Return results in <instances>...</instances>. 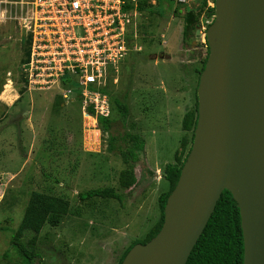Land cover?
<instances>
[{"label": "rangeland", "instance_id": "obj_1", "mask_svg": "<svg viewBox=\"0 0 264 264\" xmlns=\"http://www.w3.org/2000/svg\"><path fill=\"white\" fill-rule=\"evenodd\" d=\"M168 1L162 14L156 0L149 2L138 50L127 53L114 74L117 81L109 86L127 107L124 130L145 140L131 189L120 186L125 165L116 151L108 150L107 133L99 123L85 128L81 101L25 89L20 66L27 39L19 12L0 3V264H116L159 220L158 197L169 188L165 166L175 162L176 151L182 158L190 146L191 132L182 129L181 121L195 107L198 72L207 52L206 40L182 41L189 5ZM99 187L114 188L121 201L78 198ZM32 192L67 199L69 212L56 226L44 224L35 239L36 256L26 263L12 239ZM32 236L25 231L22 243Z\"/></svg>", "mask_w": 264, "mask_h": 264}, {"label": "water", "instance_id": "obj_2", "mask_svg": "<svg viewBox=\"0 0 264 264\" xmlns=\"http://www.w3.org/2000/svg\"><path fill=\"white\" fill-rule=\"evenodd\" d=\"M214 3L190 151L160 230L120 264H185L223 190L239 207L243 264H264V0ZM238 164L235 191L229 182Z\"/></svg>", "mask_w": 264, "mask_h": 264}, {"label": "built area", "instance_id": "obj_3", "mask_svg": "<svg viewBox=\"0 0 264 264\" xmlns=\"http://www.w3.org/2000/svg\"><path fill=\"white\" fill-rule=\"evenodd\" d=\"M140 0H0L19 12L29 40L20 75L28 91H54L65 102H82L85 128L111 114L104 91L110 73L128 52L138 50L144 11ZM176 6L205 8L196 30L202 42L215 18L214 0H171ZM154 3L155 0H150ZM113 77L112 82H116Z\"/></svg>", "mask_w": 264, "mask_h": 264}, {"label": "trees", "instance_id": "obj_4", "mask_svg": "<svg viewBox=\"0 0 264 264\" xmlns=\"http://www.w3.org/2000/svg\"><path fill=\"white\" fill-rule=\"evenodd\" d=\"M164 1L167 5L163 4ZM150 0H140L139 9H151ZM156 6L162 7L160 14L170 7L168 0H156ZM205 8L202 3L196 9H187L183 14L182 41L191 43L195 36V29L199 24L200 16ZM214 12V10H212ZM144 25H142L143 27ZM142 29V28H141ZM207 45V42H206ZM29 40L24 51V61L28 55ZM208 56V47L206 56L201 60V69L203 70ZM23 61V62H24ZM115 72L108 78V83L104 91L108 93L111 114L107 118H98L101 130L108 135V150L116 151L121 157L125 168L120 172L119 183L123 189H131L137 183L134 173V164L144 157L145 140L138 133H129L124 130L125 118L128 114L127 107L123 105L116 95L111 93L109 88ZM199 80V77H198ZM197 100L194 109H189L182 117L181 126L184 131H190V146L187 148L184 156L181 158L179 152L174 155L175 162L168 163L164 169V179L168 182L169 188L158 197L160 209V218L148 232L146 239L140 243H145L153 238L161 228L163 222V209L169 193L177 183L183 163L190 151L193 132L197 122ZM185 141L182 144V150L185 147ZM80 200H87L95 197L108 199H122L112 187H99L89 189L77 194ZM69 212L68 200L61 197L40 192H32L25 207L21 222L13 236V244L18 252L25 258L26 263L36 256L34 251L35 239L41 231L44 224L56 226L60 223L64 215ZM25 231H30L33 236L23 244L21 238ZM138 241L132 242L120 255L116 264H120L128 250ZM243 236L241 230V218L239 207L228 190H223L218 198L215 208L206 223L202 233L193 246L185 264H243Z\"/></svg>", "mask_w": 264, "mask_h": 264}, {"label": "bare ground", "instance_id": "obj_5", "mask_svg": "<svg viewBox=\"0 0 264 264\" xmlns=\"http://www.w3.org/2000/svg\"><path fill=\"white\" fill-rule=\"evenodd\" d=\"M175 9H176V8H175ZM7 84H8V83H7ZM251 118L253 119L252 122H254V120L257 121V120L255 119L254 116H252ZM246 143L249 145V142L246 141ZM243 170H244L243 165H240V164L236 165L235 170H234V173H233V175H232V178H231V180H230V182H229L230 186H231L235 191L237 190V183H238V180H239L240 175H241V173L243 172Z\"/></svg>", "mask_w": 264, "mask_h": 264}]
</instances>
